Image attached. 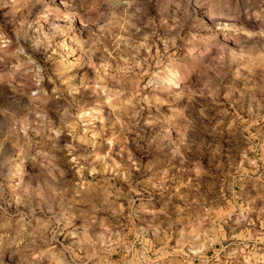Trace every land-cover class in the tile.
<instances>
[{"label": "clouds", "instance_id": "9594fccd", "mask_svg": "<svg viewBox=\"0 0 264 264\" xmlns=\"http://www.w3.org/2000/svg\"><path fill=\"white\" fill-rule=\"evenodd\" d=\"M0 264H264V0H0Z\"/></svg>", "mask_w": 264, "mask_h": 264}]
</instances>
